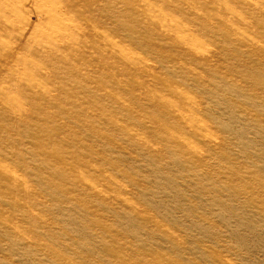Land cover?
<instances>
[{
    "label": "rangeland",
    "instance_id": "obj_1",
    "mask_svg": "<svg viewBox=\"0 0 264 264\" xmlns=\"http://www.w3.org/2000/svg\"><path fill=\"white\" fill-rule=\"evenodd\" d=\"M0 264H264V0H0Z\"/></svg>",
    "mask_w": 264,
    "mask_h": 264
}]
</instances>
